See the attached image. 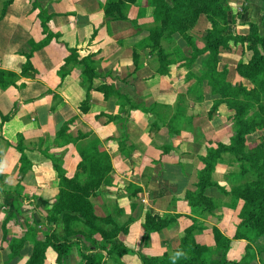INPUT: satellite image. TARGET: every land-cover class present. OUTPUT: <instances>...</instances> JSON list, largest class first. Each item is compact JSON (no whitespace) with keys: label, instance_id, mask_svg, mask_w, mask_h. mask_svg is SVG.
I'll return each instance as SVG.
<instances>
[{"label":"crops","instance_id":"0c3cea01","mask_svg":"<svg viewBox=\"0 0 264 264\" xmlns=\"http://www.w3.org/2000/svg\"><path fill=\"white\" fill-rule=\"evenodd\" d=\"M107 0H0V71L13 72L14 83L0 84V264H27L36 248L32 239L14 253L26 237L28 225L44 240L45 216L58 197H70L73 190L61 178L52 160L62 159L67 178H73L82 160L81 152L96 145L112 162L111 182L88 198L103 215H111L128 230L120 239L130 251L111 257L107 264H143V256L173 254L187 227L194 223L198 243L218 257L214 228L232 240L228 257L240 260L248 241L236 238L243 201L233 204V188L241 182L240 163L224 153L216 164L204 195L208 206L193 208L184 198L187 190L198 191L202 157L218 143L228 145L236 130L227 103L214 92L205 60L198 55L192 68L185 65L191 47L179 33L162 38L169 60L166 74L159 72V56L150 49V29L160 26L152 0H137L124 9L126 18L108 16ZM230 9L224 34L248 36L250 23L263 29L264 0H228ZM210 23L202 16L190 32L198 48L206 46ZM74 51L78 61H67ZM30 54L32 69L22 68ZM252 53L242 42L230 41L221 49L219 71L226 80L246 82L237 72L240 61ZM91 57L95 72L91 88L81 73V62ZM190 73L192 74L190 76ZM118 93L106 97L102 85ZM89 97L88 111L81 103ZM15 114L2 125L4 116ZM180 115L179 132L172 136L170 123ZM76 118L70 129L73 138L54 145V137L65 122ZM32 166L22 171L18 137ZM262 131L252 133L248 146L255 145ZM172 151L165 153V147ZM178 215L177 223L154 231L144 241L145 215ZM15 245V247H14ZM255 257L249 264H264V238L252 244ZM50 249L47 264H56ZM65 264H85L78 248L67 254Z\"/></svg>","mask_w":264,"mask_h":264},{"label":"trees","instance_id":"16d2710c","mask_svg":"<svg viewBox=\"0 0 264 264\" xmlns=\"http://www.w3.org/2000/svg\"><path fill=\"white\" fill-rule=\"evenodd\" d=\"M137 0H108L104 5L108 16L126 18L124 9L130 3ZM155 4L160 26L150 29V49L156 53L161 62L159 72L166 74L169 60L162 45V38L174 33L181 34L191 47L190 56L184 57V63L189 69L199 54L208 52L205 60L207 67L204 77L209 80L215 93L221 95L220 101L212 107L209 116L212 117L220 103H227L234 112L231 116L236 123V130L228 145L218 143L217 147L208 148L207 154L202 157L205 167L200 171L199 190H187L184 198L189 199L192 207L199 205L208 206L209 198L204 191L215 184L212 179L216 164L224 153L231 154L240 163L241 182L232 191L233 204L243 201L237 226L236 238L248 241L246 253L240 260H231L228 252L232 240L224 236L219 229L214 228L216 250L218 257L211 254L208 246L198 243L194 232L198 228L196 220L186 228L182 242L173 254L160 256H143V264H249L255 257L253 243L264 238V20L263 29L257 23H250L251 32L248 36L236 34H224L221 25L226 24L230 5L228 0H152ZM206 16L210 26L205 32L206 46L200 49L196 46L190 32L195 28L199 19ZM230 41L242 42L247 45V50L252 53L248 62L240 61L237 72L244 77L249 84L231 83L226 80L227 71H219V54L221 49H229ZM27 60L22 68L26 73L32 69L30 54H26ZM77 51H74L67 61L77 62ZM91 57L84 58L81 62V75L86 77L91 88L95 72L90 62ZM192 74L190 73V76ZM16 73L0 71V84L5 86L14 83ZM100 90L106 97L118 93L113 86L102 85ZM90 99L87 97L81 103V110L88 111ZM15 111L4 116L3 123L10 119ZM180 115L173 117L170 123L172 136L179 132ZM76 118L64 123L60 131L54 137V145H64L77 138L85 137L80 134L73 138L70 129ZM262 131L259 141L255 145L248 146V139L253 132ZM17 148L21 153L22 171L28 170L32 162L27 156V150L22 144V135L18 137ZM172 151V147H165V153ZM44 153L52 160L59 178L63 179L73 190L70 197H58L48 214L45 216L46 231L44 240H38L35 228L28 225L26 237L14 245V253H17L26 239L36 242V248L27 264H47L48 252L52 249L56 253V264H65L66 256L73 247L78 248L80 256L85 264H107L111 257H115L130 251L121 239L120 235L128 230V224L120 223L111 215H103L95 209L88 198L101 192L102 185L111 182L112 162L107 153L101 151L96 145H92L81 152L82 160L78 171L73 178H67L62 159L55 155ZM1 180V175H0ZM178 215H157L147 211L145 215L144 241L147 243L150 234L162 230L165 227L177 223Z\"/></svg>","mask_w":264,"mask_h":264},{"label":"rangeland","instance_id":"374dc122","mask_svg":"<svg viewBox=\"0 0 264 264\" xmlns=\"http://www.w3.org/2000/svg\"><path fill=\"white\" fill-rule=\"evenodd\" d=\"M107 1H108V0H107ZM242 83H243V82H242ZM245 84H247V85H248V84H249V82L246 80ZM256 132H257V131H256ZM256 132H253V133H256ZM258 132H259V131H258Z\"/></svg>","mask_w":264,"mask_h":264}]
</instances>
